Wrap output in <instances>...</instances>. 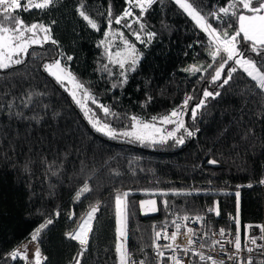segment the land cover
I'll return each instance as SVG.
<instances>
[{
  "label": "trees",
  "instance_id": "trees-1",
  "mask_svg": "<svg viewBox=\"0 0 264 264\" xmlns=\"http://www.w3.org/2000/svg\"><path fill=\"white\" fill-rule=\"evenodd\" d=\"M80 2L59 0L45 10L14 13L26 24L50 25L58 45L33 46L29 55L20 57L23 63L0 69V264H33L35 259L29 256L24 259L21 254L14 260L10 253L49 218L53 223L36 242L41 264H75L81 245L67 234L97 202V219L80 261L117 264L115 195L123 191L129 193L127 248L145 264H152L154 229L172 223L163 200L179 214L204 215L207 227L234 229L229 219L236 213V199L229 192L237 184L258 181L264 172V97L255 82L240 70L223 87L210 83L212 69L203 67L211 62L207 35L174 2L158 0L144 14L143 44L132 35L139 31L138 24L129 29L114 23L122 14L123 0H83V10L97 29L79 16ZM189 2L206 16L227 4V0ZM207 18L213 27H220ZM113 30L123 32L140 57L135 71L127 72V82L116 88L112 85L123 79L120 69L109 63L100 44L104 32ZM147 32L156 33L150 43ZM61 53L66 60L72 57L71 71L98 103L120 117H105L90 100V108L102 121L114 128H125L132 115L150 121L170 113L190 95L184 120L195 135L185 136L182 145L173 140L142 144L97 132L61 83L44 69ZM193 65L201 70L185 71ZM204 89L220 95L205 99L193 120L191 109L204 99ZM212 159L218 163L209 164ZM85 184L91 192L77 201L76 193ZM153 197L157 211L140 207L141 200ZM69 213L75 215L69 218ZM239 215L242 225L264 218V188L240 190Z\"/></svg>",
  "mask_w": 264,
  "mask_h": 264
},
{
  "label": "snow or ice",
  "instance_id": "snow-or-ice-1",
  "mask_svg": "<svg viewBox=\"0 0 264 264\" xmlns=\"http://www.w3.org/2000/svg\"><path fill=\"white\" fill-rule=\"evenodd\" d=\"M59 0H0V69H8L14 65L23 63V60L19 57L21 55H29V49L33 46L43 47L45 43L51 42L54 45H58V41L53 39L51 35L50 25H44L42 23H31L26 24L25 21L14 13L18 11L28 12L31 9L45 10L50 6L58 3ZM170 3L173 0H169ZM129 5L123 11V14L114 18L116 25L123 23L124 27L132 29V23L139 25V31H132V35L135 36L136 40L140 43H145L141 38L140 32L145 30V24L143 21L144 14L152 8L154 4L158 3V0H127ZM174 4L178 5L179 9L183 10L184 14H187L192 21L195 22V26L200 28L206 35L208 40L207 53L211 58V62L207 63L204 70L212 69L210 83L218 84V87H223L231 81L234 75L242 70L247 77L251 78V81L255 82L254 87L259 89V95L264 97V0H227L226 6H217L215 10L209 12L207 16L212 17L214 20L219 21L220 27H213L208 22L206 15L202 14V9H199L194 3L189 0H174ZM83 0L79 3L77 11L79 16L87 21L93 29H97V24L89 18V16L83 10ZM138 8L140 14L133 18L132 23H128L126 18L133 17V9ZM107 15L108 27L111 29L113 24L112 12L109 7ZM55 23V21H53ZM42 34V35H41ZM148 42H151L152 37L156 35L154 32H147ZM119 39L123 47H117V50L113 52L111 49L115 46L114 39L116 36ZM112 37V40L109 37ZM105 39L100 41L101 45H105V52L110 64L117 65L120 69L119 75L123 79L118 83L113 84L112 87L116 88L120 84L127 82V72L135 71V66L139 61V55H137V49L134 43L127 39L123 32H104ZM251 54L255 55V58ZM61 56L63 54L61 53ZM72 57L68 56L67 60H71ZM231 62V63H230ZM45 71L55 77L56 81L61 83L63 86L64 82L67 81L72 85L70 95L73 101L81 108L89 123L97 131L111 139L125 138L134 142L139 143H151V144H164L169 140H173L176 144H184L185 136L191 137L195 133L186 126L184 115L188 109L189 101L192 100L191 96L185 98L183 103L171 110L170 113L162 116H152L150 121H146L141 117L132 115L129 117L130 124L125 126L126 130H117L112 127L106 120H101L93 109L88 107V101L91 100L93 104H96L99 109L104 113L105 117L113 116L117 119L120 117L117 114L111 112L110 108L99 104L92 93L82 83L77 81L76 77L67 70L66 67L61 65V60L56 59L52 63L44 65ZM200 71L195 65L190 66L185 71ZM104 71L112 74L111 69L107 65H104ZM220 95L219 92H212L207 89L203 90L202 99L194 108L191 109V118L195 120L197 109L204 106L205 99ZM173 125L171 129L167 126ZM209 164L218 163L212 159L208 161ZM119 175V173H116ZM260 184H264V179L259 181ZM251 187V185H249ZM91 192V188L88 184H85L75 196V199L79 201L81 197ZM174 195H180L181 193L175 192ZM129 195L128 192H117L115 195V223H116V244L115 252L117 254V264H136L132 260L131 253H129L126 247L127 241V202L124 198ZM166 195V193H162ZM237 198L239 192L236 193ZM145 205H149L150 211H157L156 200H145L140 202V207L143 209ZM165 209L168 207V202L163 201ZM100 203L89 205V209L80 218L77 230L72 233H68V237L72 240L79 241L81 245V251L77 257H74L75 264H81L80 258L86 251L89 234L93 231L94 221L97 219L96 213L99 211ZM214 209L209 208L208 211L212 212ZM216 215H219V209H215ZM56 216L60 213L57 211ZM75 214L69 213V218H72ZM178 219L188 220V216L178 217ZM203 217L197 216L196 220H202ZM236 225V234L234 241H228V243H234L235 248L240 250L241 248V235H240V220H239V208H237V216L234 218ZM53 223L51 218L47 219L44 223L40 224L39 227L30 236V243L37 242L41 236L43 230ZM175 227L170 235L167 232L168 225L162 227L160 231L154 229L153 248L156 251V255L159 258L160 264H163L165 250H171L175 252L177 248L181 246L175 245L178 235L181 234L182 225L172 221ZM247 227H252L248 225ZM261 233H264V227L260 228ZM189 235L188 245L184 246L182 250L187 253L190 250V246L195 243L191 238L195 235L193 228H187ZM225 235V230L220 229V236ZM164 239L170 240L171 243L160 245L156 241ZM257 239L264 240V234L259 237H252L251 243L256 244ZM123 241V242H122ZM213 245L220 243L219 241H213ZM205 245L202 243L201 247ZM26 247V246H25ZM264 247V245H261ZM223 245L221 244V251H223ZM252 251L251 248L248 249ZM199 255L201 261H211V264H224L223 260L217 261L212 256H205L203 253H194ZM35 264H41V253L39 248L35 252ZM12 259H16L21 256L19 251H12L10 253ZM24 259H27L26 253L23 255ZM229 259H234L233 256H229ZM171 260L175 264H182V262L173 255ZM139 264H145L144 260L139 261ZM247 264H252L251 259L248 260ZM264 264V261H261Z\"/></svg>",
  "mask_w": 264,
  "mask_h": 264
},
{
  "label": "built area",
  "instance_id": "built-area-1",
  "mask_svg": "<svg viewBox=\"0 0 264 264\" xmlns=\"http://www.w3.org/2000/svg\"><path fill=\"white\" fill-rule=\"evenodd\" d=\"M23 2L24 0H22V3ZM123 4H124V7L122 10V14H123V11L129 7L127 0H123ZM18 12H24V11L21 10ZM137 13L140 14V10L138 8H134L133 17H127L129 19V23H132L133 18L137 16ZM217 22L220 24L219 21ZM188 96L190 95H186L184 97V100ZM181 104H179L178 106H180ZM261 179H264V172L261 175V177L258 179V181L253 182V183H248V184H237L235 189L229 192L230 194L234 195L236 199V213L235 215H232L229 219L230 224L234 226V229L225 228L222 226L221 227H207L205 223L204 215L179 214L174 209L173 206H168V213L172 216V221L175 220L176 223H180L182 225L181 234L178 235L177 240L174 245V247L176 245H179L181 247L177 248L175 252L171 250L162 249L165 252L163 264H175V262L171 260V257L173 255H175L182 262V264H211V261H201L199 259V255H196L194 253H203L205 256L210 255L217 261L223 260L224 264H247L249 259H251L252 264H261V261H264V247H261V245H264V240L257 239L256 244H252L251 238L259 237L260 235L264 234V233H261L260 231V228L264 227V218H262L261 221L258 223H250V224H245V225H242L240 221V235H241L240 250H237L235 248L234 243H228V241L230 240L234 241L235 234H236V225L234 222V218L237 216V208H239L240 190L242 188H253V187L264 188V184L259 183ZM249 185H251V187H249ZM123 192H127V191H123ZM123 192H120V193H123ZM237 192H239L238 198L236 196ZM163 201H162V204H163ZM183 216H188L189 219L188 220L178 219V217L182 218ZM197 216H201L203 217V219L197 221L196 220ZM239 220H240V215H239ZM248 225H251L252 227L249 228L247 227ZM187 228H193L195 230V235L191 236V238L195 241V243L191 245L190 250L187 253H185L182 250V248L188 245L189 235H185V233H187ZM161 229L162 228H160L158 231H160ZM220 229L225 230V235L223 237L220 236ZM173 231H175V227L171 223V225L167 227V232L170 235ZM213 241H219L220 243H216L213 245L212 243ZM156 242L160 245L171 243L170 240H164V239H160ZM202 243L205 245L203 248L201 247ZM221 244L223 245V249H224L223 251H221ZM126 247H127V244H126ZM37 248L34 250L36 251ZM249 248L252 249L251 252L248 251ZM26 251H27V248H26ZM129 253H131L132 260L135 261L136 264H139V261L143 260L142 258H139L136 255V253L130 252V251ZM229 256H233L234 259H229ZM151 263L160 264L159 258L157 257L156 251L154 250L153 246H152V251H151ZM33 264H35L34 261H33Z\"/></svg>",
  "mask_w": 264,
  "mask_h": 264
},
{
  "label": "rangeland",
  "instance_id": "rangeland-1",
  "mask_svg": "<svg viewBox=\"0 0 264 264\" xmlns=\"http://www.w3.org/2000/svg\"><path fill=\"white\" fill-rule=\"evenodd\" d=\"M173 2H174V0H173ZM112 32H116V33H119V32H121V31H119V30H113ZM42 35V34H41ZM135 37V36H134ZM104 39H105V37H104ZM109 39L110 40H112V37L110 36L109 37ZM114 47L111 49L113 52H115L116 50H117V47H123V45H122V43H121V41H120V39H119V36L117 35L116 37H115V39H114ZM104 47H105V45H103ZM22 56H24V55H21L20 57H22ZM19 57V58H20ZM60 60H61V65L63 66V67H66L67 68V70H69L72 74H73V72L71 71V69H70V66H69V64H68V60H66V57L65 56H61L60 58H59ZM196 66V68H201V66L200 65H195ZM190 68V67H189ZM188 68V69H189ZM201 70V69H200ZM191 71V70H190ZM47 72V71H46ZM48 73V72H47ZM49 74V73H48ZM74 75V74H73ZM52 76V75H51ZM53 77V76H52ZM55 78V77H54ZM78 81V80H77ZM63 87L66 89V91L70 94V91H71V89H72V85L70 84V83H68L67 81H65L64 82V84H63ZM71 96V95H70ZM89 102H90V100L87 102L88 103V107H90V105H89ZM84 113V112H83ZM88 119V118H87ZM89 121V120H88ZM169 129H171L172 127H173V125H168L167 126ZM117 130H121V131H123V130H126V128H116ZM121 139H125V138H123V137H121ZM127 140H129V139H127ZM77 230V229H76ZM26 246V247H25ZM37 243L36 242H31L30 243V238H29V240L28 241H26V242H24L20 247H18L15 251H19L21 254H25L26 252L28 253L27 254V256H29V258H31L32 259V261H33V259H35V250L34 249H36L37 248ZM26 248H27V251H26Z\"/></svg>",
  "mask_w": 264,
  "mask_h": 264
},
{
  "label": "water",
  "instance_id": "water-1",
  "mask_svg": "<svg viewBox=\"0 0 264 264\" xmlns=\"http://www.w3.org/2000/svg\"><path fill=\"white\" fill-rule=\"evenodd\" d=\"M145 200H156V198H148V199H143V200H141V201H145ZM140 201V202H141ZM157 202V201H156ZM139 205H140V203H139ZM157 206V205H156ZM145 208H150V206L149 205H145V207L143 208V209H145Z\"/></svg>",
  "mask_w": 264,
  "mask_h": 264
}]
</instances>
